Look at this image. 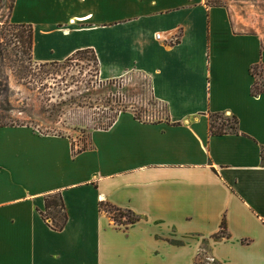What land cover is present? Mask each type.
Segmentation results:
<instances>
[{
	"label": "crops",
	"instance_id": "crops-1",
	"mask_svg": "<svg viewBox=\"0 0 264 264\" xmlns=\"http://www.w3.org/2000/svg\"><path fill=\"white\" fill-rule=\"evenodd\" d=\"M9 21L32 27L36 63L91 50L102 81L141 74L166 119L121 112L76 156L68 136L1 126L0 264H264L258 34L204 0H14ZM214 113L238 133L211 135ZM54 194L61 231L41 216ZM101 203L138 220L115 224Z\"/></svg>",
	"mask_w": 264,
	"mask_h": 264
},
{
	"label": "rangeland",
	"instance_id": "rangeland-1",
	"mask_svg": "<svg viewBox=\"0 0 264 264\" xmlns=\"http://www.w3.org/2000/svg\"><path fill=\"white\" fill-rule=\"evenodd\" d=\"M204 1L226 7L245 30L262 38L264 47V0ZM13 2L0 0V127L26 125L40 134L68 136L80 147L93 130L108 126L123 111L146 122L166 119L165 106L139 73L102 81L91 53L62 63H36L29 32L9 21ZM260 74L258 87L264 83ZM224 118L234 124L231 116Z\"/></svg>",
	"mask_w": 264,
	"mask_h": 264
},
{
	"label": "trees",
	"instance_id": "trees-1",
	"mask_svg": "<svg viewBox=\"0 0 264 264\" xmlns=\"http://www.w3.org/2000/svg\"><path fill=\"white\" fill-rule=\"evenodd\" d=\"M15 26L20 28V29H26L29 32L28 38H29V43L31 45V49H32V42H33V29H32V27L29 25H25V24L15 25ZM19 39L22 41L21 43L23 44L24 43L23 37L20 36ZM83 53H91L94 55L95 62L97 65V72H98V61H97V58H96L94 52L91 50L77 51L67 60H70L71 58H75L77 56L79 57ZM260 72H264V65H262V64H257V65H254L250 68V74L255 78V82L251 88V94L253 96H258V95L264 93V83L262 84V87H258L257 77L261 75ZM123 112H125V111H123ZM117 116H116V118H117ZM231 117H232V121L234 122V124L231 123V120L225 119L224 114H222V113L210 114L209 115V132H210V134L214 135V136H222V135L230 134V133L237 134L238 133V126H237L238 121H237L235 116H231ZM116 118L110 124H108V126L101 128V129L99 128V130L108 129L115 122ZM70 141H71V151H72L73 156H76V155H78L84 151H87V150L91 149V147H92L90 139H88L87 141H83L82 146H80V147H78V145L71 138H70ZM262 153H264V150L262 151ZM44 203H45V207H44L45 210H44V212L41 213V216L43 217V219L45 221L48 217H51V219L53 221L52 228L54 230L61 231L65 227L67 220H68L67 215H66L65 210H64V204L62 202L61 195L60 194H54V195L46 196ZM100 210L105 212L114 221V223L118 224V225H120V224H132L138 220V218L135 217L132 213L124 212V211H122V210H120V209H118V208H116L110 204L101 203L100 204ZM59 212H60V215L57 216V213H59ZM53 213H55V214H53ZM224 228H225V220H223V222H222V230H224Z\"/></svg>",
	"mask_w": 264,
	"mask_h": 264
},
{
	"label": "built area",
	"instance_id": "built-area-1",
	"mask_svg": "<svg viewBox=\"0 0 264 264\" xmlns=\"http://www.w3.org/2000/svg\"><path fill=\"white\" fill-rule=\"evenodd\" d=\"M156 38H157V39H160V38H161V34H160V33L157 34V35H156ZM46 221L48 222V224H50V226H52L53 221H52L51 217H48V218L46 219Z\"/></svg>",
	"mask_w": 264,
	"mask_h": 264
}]
</instances>
